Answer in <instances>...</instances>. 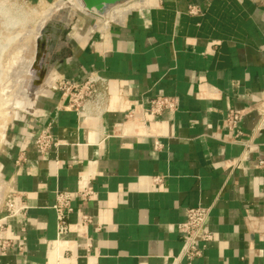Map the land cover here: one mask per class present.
Masks as SVG:
<instances>
[{
  "label": "crops",
  "instance_id": "1",
  "mask_svg": "<svg viewBox=\"0 0 264 264\" xmlns=\"http://www.w3.org/2000/svg\"><path fill=\"white\" fill-rule=\"evenodd\" d=\"M93 20L74 46L67 38L51 88L97 70L110 79L109 109L87 118L54 91L10 124L5 197L23 194L28 209L1 230L13 246L0 264H172L178 225L199 205L212 207L213 239L180 264H264V0H133ZM156 96L177 110L151 115ZM230 108L246 112L240 135L226 124ZM48 124L59 146L41 155L35 139ZM236 139L257 146L248 153ZM84 179L95 196L73 202L59 236L55 192Z\"/></svg>",
  "mask_w": 264,
  "mask_h": 264
},
{
  "label": "built area",
  "instance_id": "2",
  "mask_svg": "<svg viewBox=\"0 0 264 264\" xmlns=\"http://www.w3.org/2000/svg\"><path fill=\"white\" fill-rule=\"evenodd\" d=\"M200 10L196 6H191L189 12L197 14ZM55 92L59 94L61 106L68 110L77 111L80 115L87 118L102 119L109 109L110 98V79L102 75L97 70L90 71L85 78L76 79L62 77L57 80ZM178 108L177 100L171 96H156L149 100V106L145 108L151 115L156 116L163 112H174ZM259 130H264V107ZM246 115L244 110L230 108L226 118V124L232 131L236 130L237 135L241 134L239 125ZM135 115L129 113L126 120L134 119ZM244 149L252 152L256 144L252 139L241 140ZM59 143L55 138L52 124L45 126L35 139V147L41 155L47 154L53 148L58 147ZM24 159V158H23ZM21 161V160H19ZM260 166L264 161H259ZM95 196V190L91 186L90 179H84L75 191L57 189L55 192V203L53 208L56 211L57 230L59 236H64L70 231L69 214L74 210L73 202L80 201L82 204L90 202ZM28 206L23 194L9 190L0 207V232L6 225L7 219L25 214ZM212 207L194 206L186 210V218L178 225V229L183 238L181 252L172 256V264H180L184 260L193 261L202 256L204 247L213 239V234L209 229V218ZM84 223L92 222V217L83 215ZM13 246L11 239H0V250L7 251ZM9 264V263H7Z\"/></svg>",
  "mask_w": 264,
  "mask_h": 264
},
{
  "label": "rangeland",
  "instance_id": "3",
  "mask_svg": "<svg viewBox=\"0 0 264 264\" xmlns=\"http://www.w3.org/2000/svg\"><path fill=\"white\" fill-rule=\"evenodd\" d=\"M58 1L64 2V4L55 9L54 5ZM78 4V0H0V89H3L0 91L2 93V95L0 93V97L4 96L6 90L13 93L14 86L23 84L24 80L21 81L22 83L16 81L17 77L23 73L24 66L21 65V60L33 57L32 44L37 29L46 20H51L56 14L59 15L60 12H64L62 16L64 15L67 19L61 39L66 42L67 38H70L72 42L69 46L75 45V39L77 40L79 32H82L85 26H90L93 23L91 20H95L97 17L82 12ZM56 71L55 68L46 85L41 89L40 96L54 92L57 81H55L53 88H51V83H53ZM6 85L9 88H6ZM18 95H21V89ZM37 100L34 104L32 101H25L21 104H7L3 100L0 101V148L5 141L10 124L19 115L27 114L25 109L31 108L28 111H34ZM0 186L1 193L4 195L2 202H4L6 192L2 182L1 170Z\"/></svg>",
  "mask_w": 264,
  "mask_h": 264
},
{
  "label": "water",
  "instance_id": "4",
  "mask_svg": "<svg viewBox=\"0 0 264 264\" xmlns=\"http://www.w3.org/2000/svg\"><path fill=\"white\" fill-rule=\"evenodd\" d=\"M133 0H78L81 7L86 8L92 15L107 17L108 14L119 6L129 5ZM60 12L51 20H46L37 29L36 37L32 44L33 58L28 66L21 87V95L26 101L33 104L40 96L41 89L53 74L58 63L66 53L67 43L63 42L61 35L66 26V17ZM26 112L31 113L25 109Z\"/></svg>",
  "mask_w": 264,
  "mask_h": 264
},
{
  "label": "bare ground",
  "instance_id": "5",
  "mask_svg": "<svg viewBox=\"0 0 264 264\" xmlns=\"http://www.w3.org/2000/svg\"><path fill=\"white\" fill-rule=\"evenodd\" d=\"M72 3H73V1H72ZM63 4H64V2H56L55 3V5H54V7H55V9H58L59 7H62L63 6ZM79 5V4H78ZM49 8V7H48ZM80 8H81V10H82V12H85V13H89V14H92V13H90L86 8H83V7H81L80 6ZM33 58V57H32ZM32 58H23L22 60H21V65H23L24 66V68H23V73H22V75H19L18 77H17V79H16V81L19 83H22L21 81L22 80H24V76H25V74H26V72H27V69H28V66L30 65V63H31V60H32ZM21 84H18V85H16V86H14V89H13V93L11 92V91H7L6 90V93L4 94V96L3 97H0V99L2 98V100H3V102L4 103H7V104H12V103H14V104H21L22 102H25L26 100L24 99V98H21V97H19V91H20V89H21ZM4 87V86H3ZM11 87V86H10ZM6 88H9V86L7 87V85H6ZM3 89L1 88L0 89V91H2ZM1 93V92H0ZM12 93V94H11ZM1 95H2V93H1ZM0 95V96H1ZM12 95V96H11ZM2 100H0V101H2ZM29 109H31V108H29ZM29 109H27V110H29ZM2 192V190H1V186H0V203L2 202V200H3V197H4V195H3V193H1Z\"/></svg>",
  "mask_w": 264,
  "mask_h": 264
}]
</instances>
